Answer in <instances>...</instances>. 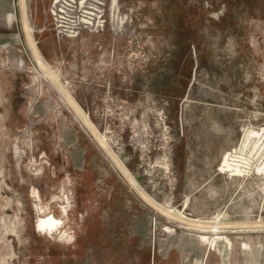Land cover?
Wrapping results in <instances>:
<instances>
[{
	"label": "rangeland",
	"instance_id": "1",
	"mask_svg": "<svg viewBox=\"0 0 264 264\" xmlns=\"http://www.w3.org/2000/svg\"><path fill=\"white\" fill-rule=\"evenodd\" d=\"M80 1L25 0L50 76L0 15V264H264V0Z\"/></svg>",
	"mask_w": 264,
	"mask_h": 264
},
{
	"label": "bare ground",
	"instance_id": "2",
	"mask_svg": "<svg viewBox=\"0 0 264 264\" xmlns=\"http://www.w3.org/2000/svg\"><path fill=\"white\" fill-rule=\"evenodd\" d=\"M88 0H81L80 1V5H82L83 8H85L83 5L85 3H87ZM115 2V1H114ZM113 2V3H114ZM27 3V2H26ZM18 9H19V18H20V25H21V29L23 31L27 46L29 48V50L31 51L35 61L38 63V65L45 71L44 73H46L47 75H51V73L49 72V70H47L44 62H43V58L41 57L35 42L33 40L32 37V32L30 29V26L28 24V19H27V12H26V5H25V0H18ZM70 5H68L69 7ZM91 8V7H90ZM88 10H92L89 8H85ZM89 15H91V12H85ZM86 18V17H85ZM89 19V18H88ZM90 23V22H89ZM71 25V24H70ZM53 79V77H51ZM54 80V79H53ZM65 99H67V101L70 103L69 106L71 105L72 108L74 109V111L77 114L81 115V111L79 110V108L76 106V104L74 103V101L70 98L69 95L65 94ZM85 120V119H84ZM85 122H87L85 120ZM85 124V123H84ZM89 125V124H88ZM90 127V126H89ZM88 127V128H89ZM93 131V130H92ZM93 134V133H92ZM261 135V134H259ZM102 137V136H101ZM96 139V138H95ZM263 141V140H262ZM102 143V142H101ZM258 143V142H257ZM254 144V143H252ZM100 145V144H99ZM104 146V144L102 145ZM254 146H256V144H254ZM252 148V147H251ZM259 148V147H257ZM256 149V147H255ZM236 157V156H235ZM240 160V159H239ZM239 160H232V163H229L228 158L223 160V167H227L232 173L233 175H239L243 170H245L244 166L242 165L244 161V159L242 161ZM263 163V162H262ZM260 165V164H259ZM251 166V165H250ZM122 167V166H121ZM259 174L263 173V170L260 168L257 169ZM246 172V171H245ZM242 174V173H241ZM244 175V174H243ZM240 176V175H239ZM263 176V175H262ZM130 177V176H129ZM264 177V176H263ZM129 181H132V178H129ZM134 182V181H133ZM131 183V182H130ZM141 191V190H140ZM142 192V191H141ZM140 196V194H139ZM141 197L145 198L146 201H148L149 204H151L154 208L159 209L161 211V213H164L167 217L171 218L172 220L186 225L189 228H197V229H201L203 233L200 237L203 239L205 238L206 233H212L214 235H218V230H220L221 228H223L222 223L218 224V223H200L199 221H192L189 220L183 216H179L177 214H174L173 212H171L170 210H165L160 208L159 206H157L154 202L151 201V199L149 200L148 198H146V196L144 194L141 193ZM178 213V212H177ZM38 227H40L41 229H44L45 231L50 230L52 231L53 228H55V232H61L62 228H63V222L61 219L54 217L52 214L47 213L44 214L42 216H38ZM257 228H263L264 227V223L259 222V224L256 226ZM62 233V232H61ZM64 235V234H62ZM211 235V234H209Z\"/></svg>",
	"mask_w": 264,
	"mask_h": 264
},
{
	"label": "crops",
	"instance_id": "3",
	"mask_svg": "<svg viewBox=\"0 0 264 264\" xmlns=\"http://www.w3.org/2000/svg\"><path fill=\"white\" fill-rule=\"evenodd\" d=\"M13 2L12 0H0V15L5 16L6 20L11 23L13 22Z\"/></svg>",
	"mask_w": 264,
	"mask_h": 264
}]
</instances>
